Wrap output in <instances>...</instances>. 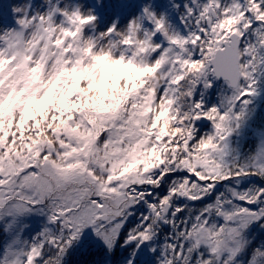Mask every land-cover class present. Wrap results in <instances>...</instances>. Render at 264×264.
Wrapping results in <instances>:
<instances>
[{"label": "rangeland", "instance_id": "1", "mask_svg": "<svg viewBox=\"0 0 264 264\" xmlns=\"http://www.w3.org/2000/svg\"><path fill=\"white\" fill-rule=\"evenodd\" d=\"M241 1L211 0L210 6L202 0L198 12L205 18L207 8L216 14L212 9L218 6L211 26L200 24L211 36L207 42L197 40L200 31H187L170 2L162 0H0V233H7L0 264H65L70 255L104 251L111 257L118 248L129 249L120 264H161L167 249L159 232L152 236L154 231L138 228L134 217L145 200H157L150 191L144 190V199L138 193L145 179L155 183L160 167L159 158L151 157L159 143L151 108L159 114L191 113L198 105L216 108L211 118L205 116L217 140L223 132L232 133L221 130L243 127L240 118L256 120L263 129L255 159L264 165V71L259 75L250 65L254 45L240 23ZM232 12L237 24L231 30L218 20ZM233 30L244 37L237 88L217 79L211 63ZM119 69L136 71L129 92L111 95L104 104L75 97L84 74L99 85L103 72L118 77ZM252 75L263 82L257 84ZM50 90L56 91L51 102L59 105L60 118L46 126L52 137L43 138L35 135L44 128L38 110L28 119L29 114L16 111ZM212 92L214 99L207 96ZM213 148L222 154L223 148ZM175 214L163 210L157 222L173 221ZM234 217L224 238L200 241L220 256H240L245 233L254 225L249 221L257 214ZM126 224L133 225L123 234ZM40 233L44 238L37 243ZM44 245L53 250L55 263L37 261L50 255ZM234 258L227 257L225 264H236Z\"/></svg>", "mask_w": 264, "mask_h": 264}, {"label": "trees", "instance_id": "2", "mask_svg": "<svg viewBox=\"0 0 264 264\" xmlns=\"http://www.w3.org/2000/svg\"><path fill=\"white\" fill-rule=\"evenodd\" d=\"M162 1L167 5L170 2L174 14L186 24L187 31L193 35L198 31L201 32L197 40L210 41V34L205 35L200 29V24L203 28L211 26L209 20L217 16L218 6L212 9L216 14H210L211 9L207 8L208 18H205L198 12L202 0ZM209 4L212 6L211 2ZM240 6L244 15L240 23L244 22L242 26L249 30L247 36L254 45L250 65L255 73L261 75L264 71V0H244L240 2ZM233 12L228 16L221 13L218 21L231 29L237 24L233 19L235 18ZM205 53L206 51L203 54ZM125 70L119 69L118 77L114 73L107 76L103 72L105 76L98 82L99 85L91 82L89 76L84 74L78 81L75 97L80 98L81 103L104 104L111 95L119 96L121 93L129 92V88L134 87L132 84L137 74L135 69ZM184 73L188 75L187 70ZM254 75H252L254 81L261 84L263 78H260L258 83V77ZM55 92L50 90L49 95L43 93L33 104L28 107L21 104L16 111L17 115L23 112L29 114L28 119L32 118L33 111L36 112L33 109H37V118L39 117L45 129L42 127L35 135L43 138L52 137L53 130L46 126L60 118L57 115L59 105L51 102V94ZM207 96L214 99V92ZM211 99L209 105L213 101ZM44 101L52 105L47 106ZM198 110L203 111L202 115L211 118L216 108L208 110L205 106L198 105L191 112L193 114L183 110H176L174 114L172 111L159 114L156 108H151L150 111L155 113L157 126L154 130L158 132L156 137L159 142L153 149L151 157L159 158V160L155 159V164H160V167L155 171V183L145 179L139 188L150 191L151 195H156L157 200L141 202L142 204L136 208L135 224L144 231H154L152 236L159 232L158 240L167 249L161 254H164V260L160 259L161 264H225L227 257L234 258L233 254L228 252L220 256L211 250L210 244H206L205 240H221L236 223L235 215L246 211L253 212L257 217L255 221H249L254 225H251L245 233L243 251L240 256H236L238 259L236 264H264V165L255 159L259 146V133L263 127L254 119L246 118L244 121L245 118H240L239 123L243 127L240 129L227 127L221 131L232 130L230 136H226L223 132L217 140L211 133L210 126H200L195 123L193 117ZM262 111L263 109L260 108L259 112ZM150 115L152 118L151 113ZM217 145L223 148L222 154L213 153V147ZM165 198L171 201L170 211L176 214L173 221L157 222L159 213L163 210L166 212L168 203L164 201ZM155 204L156 210H151ZM175 207L177 211L174 210ZM146 210L150 213L147 214ZM203 220L206 222L205 225ZM133 224H126L123 234L127 233ZM199 232L202 236L198 235ZM6 234V231L0 233V244ZM41 238H44V234L40 233L36 242L38 243ZM201 238L205 239L203 243L200 241ZM44 248L50 255L44 257L42 255L37 261L46 263L50 260L55 263L54 258L51 257L53 250L48 245H44ZM71 251L72 249L69 250ZM128 251L129 249L121 251L118 248L111 257H108L104 251H90L87 254L84 251L78 256L70 255L65 264H102V262L120 264L127 258ZM151 264H154V261Z\"/></svg>", "mask_w": 264, "mask_h": 264}, {"label": "water", "instance_id": "3", "mask_svg": "<svg viewBox=\"0 0 264 264\" xmlns=\"http://www.w3.org/2000/svg\"><path fill=\"white\" fill-rule=\"evenodd\" d=\"M243 42V36L238 32L230 34L229 39L224 42V46L215 51L211 59L213 73L219 80L229 82L232 88H237L241 82V56L240 47ZM211 119L205 115L196 118V123L201 126H207ZM170 209V204L166 206V212ZM105 219L104 216L100 217ZM131 242V240L129 241Z\"/></svg>", "mask_w": 264, "mask_h": 264}, {"label": "built area", "instance_id": "4", "mask_svg": "<svg viewBox=\"0 0 264 264\" xmlns=\"http://www.w3.org/2000/svg\"><path fill=\"white\" fill-rule=\"evenodd\" d=\"M140 195L143 197V196H145V194L143 193V192H140Z\"/></svg>", "mask_w": 264, "mask_h": 264}]
</instances>
